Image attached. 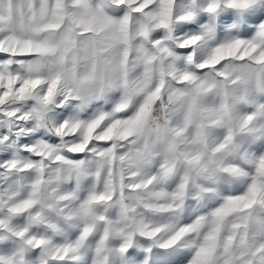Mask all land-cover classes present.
<instances>
[{
  "label": "snow or ice",
  "instance_id": "1",
  "mask_svg": "<svg viewBox=\"0 0 264 264\" xmlns=\"http://www.w3.org/2000/svg\"><path fill=\"white\" fill-rule=\"evenodd\" d=\"M0 264H264V0H0Z\"/></svg>",
  "mask_w": 264,
  "mask_h": 264
}]
</instances>
